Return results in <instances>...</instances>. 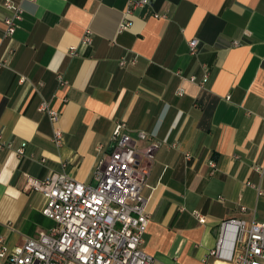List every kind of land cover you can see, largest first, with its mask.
<instances>
[{
	"label": "crops",
	"instance_id": "0c3cea01",
	"mask_svg": "<svg viewBox=\"0 0 264 264\" xmlns=\"http://www.w3.org/2000/svg\"><path fill=\"white\" fill-rule=\"evenodd\" d=\"M3 2L0 137L11 147L0 149V238L7 250L54 225L28 180L63 173L94 184L99 147L124 124L138 149L158 144L141 191L148 214L141 249L157 264H230L209 256L220 223L264 221V0H147L129 13L127 0H20L22 20L10 37ZM86 31L89 46L81 44ZM122 57L135 63L121 67ZM42 103L59 113L57 122L39 111Z\"/></svg>",
	"mask_w": 264,
	"mask_h": 264
},
{
	"label": "built area",
	"instance_id": "2783aa9c",
	"mask_svg": "<svg viewBox=\"0 0 264 264\" xmlns=\"http://www.w3.org/2000/svg\"><path fill=\"white\" fill-rule=\"evenodd\" d=\"M146 2L127 0L126 12ZM3 6L10 12L3 19L4 35L10 37L22 20L23 9L20 0H4ZM130 25L125 22L119 29ZM81 44H91L90 32H85ZM197 45V39L190 40L193 54ZM70 51L74 52V48ZM134 63L135 58L119 60L121 67ZM207 75L206 72L201 85ZM189 80L194 81L192 77ZM39 111L46 112L52 122L58 121L59 113L47 104L42 103ZM124 128V124H116L108 147H99L102 155L93 170L94 184L79 182L63 173L28 180L29 186L44 196L42 214L54 225L33 237H25L23 244L10 252L0 238L2 264H157L153 256L141 249L148 225L146 200L141 191L147 184L158 144L138 149ZM136 137L141 141L147 139L143 131ZM53 142L62 143L59 129L54 130ZM24 145L17 149L18 155L24 153ZM10 147L0 137V149ZM254 170L261 174L259 166ZM246 185L262 195L258 185L249 181ZM244 209L242 206L241 210ZM209 256L230 264H264V221L249 224L235 218L222 221Z\"/></svg>",
	"mask_w": 264,
	"mask_h": 264
},
{
	"label": "bare ground",
	"instance_id": "6f19581e",
	"mask_svg": "<svg viewBox=\"0 0 264 264\" xmlns=\"http://www.w3.org/2000/svg\"><path fill=\"white\" fill-rule=\"evenodd\" d=\"M217 264H222V263H217Z\"/></svg>",
	"mask_w": 264,
	"mask_h": 264
}]
</instances>
